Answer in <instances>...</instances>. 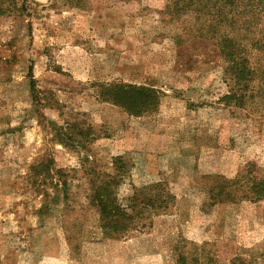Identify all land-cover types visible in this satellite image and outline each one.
I'll list each match as a JSON object with an SVG mask.
<instances>
[{"label":"rangeland","instance_id":"rangeland-1","mask_svg":"<svg viewBox=\"0 0 264 264\" xmlns=\"http://www.w3.org/2000/svg\"><path fill=\"white\" fill-rule=\"evenodd\" d=\"M171 3L0 1V264H264V199L209 194L264 172L258 28L235 34L257 71L236 78ZM108 183L141 215L118 238L93 204ZM141 190L166 204L132 212Z\"/></svg>","mask_w":264,"mask_h":264},{"label":"trees","instance_id":"trees-1","mask_svg":"<svg viewBox=\"0 0 264 264\" xmlns=\"http://www.w3.org/2000/svg\"><path fill=\"white\" fill-rule=\"evenodd\" d=\"M0 1H3V4L6 3V0ZM167 9L176 11L178 16L181 11L186 14L192 13L197 23V34L203 37L208 36L216 41L221 57L229 64V68L227 67L229 72L236 78H241L243 75V79L250 78L257 74L256 69L245 57L248 54L247 43H244V40H248L246 35L240 37L241 35L235 36V34L238 31L242 32L244 27L258 28L256 37L254 33H250L252 37L248 41L250 45L252 44L251 46L264 50V39L262 35H258L259 28L261 32L264 31V0H173V3L167 5ZM239 54L242 56L239 57ZM112 93L113 102L120 106H127L128 100L134 101L128 98L124 88H115ZM109 187V183L99 189L95 187L96 195L93 204L99 212L103 235L107 238H118L127 231L125 229L127 223L138 226L137 222H140L141 215H130L122 210L113 197V190ZM234 190L241 193L239 198L264 199V172L257 174L255 170L246 168L240 171L234 180L224 179L220 185L213 186L209 194L217 201L223 199L234 201L238 196ZM145 193L141 190L138 193L139 196L130 200L129 210L137 211L139 202L153 209L162 208L166 204L152 195L140 201V197H143Z\"/></svg>","mask_w":264,"mask_h":264}]
</instances>
